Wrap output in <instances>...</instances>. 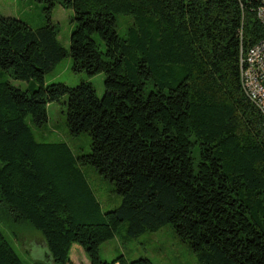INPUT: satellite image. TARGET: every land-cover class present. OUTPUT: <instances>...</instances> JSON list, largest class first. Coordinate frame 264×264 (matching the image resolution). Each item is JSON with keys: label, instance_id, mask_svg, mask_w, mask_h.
<instances>
[{"label": "trees", "instance_id": "1", "mask_svg": "<svg viewBox=\"0 0 264 264\" xmlns=\"http://www.w3.org/2000/svg\"><path fill=\"white\" fill-rule=\"evenodd\" d=\"M47 22L32 27L0 12V200L13 219L41 231L51 262L72 264L79 244L90 264L122 222L135 237L172 224L200 264H264V115L246 97L240 56L263 36V0H37ZM73 9L70 50L51 13ZM131 15L125 36L117 15ZM93 83L45 84L67 55ZM2 72V70H0ZM67 95L71 134L91 150L40 142L48 105ZM93 165L122 199L103 211L81 165ZM0 264H25L0 227ZM129 264H154L139 257Z\"/></svg>", "mask_w": 264, "mask_h": 264}, {"label": "rangeland", "instance_id": "2", "mask_svg": "<svg viewBox=\"0 0 264 264\" xmlns=\"http://www.w3.org/2000/svg\"><path fill=\"white\" fill-rule=\"evenodd\" d=\"M0 12L4 16L22 19L34 28L47 22L43 4L37 0H0ZM51 19L57 26L60 42L70 50L71 33L75 26L73 9L57 3L52 10ZM132 21L131 15H117V31L120 35L125 36ZM72 66L73 59L68 54L45 74V84L60 81L75 86L82 80H89L93 83L98 96L104 95L105 73L90 76L84 71L75 72ZM0 70H2L0 77L8 78L13 85L23 90L29 88L30 81L16 79L3 69ZM66 100L67 95H64L48 105V120L43 125H35L31 116L27 117V122L40 142H66L75 155L89 152L90 134L82 132L73 135L68 129ZM81 169L104 212L120 204L122 197L113 191V184L109 179L103 177L93 165H81ZM127 224L126 221L122 222L115 236L100 245V255L103 259L113 261L122 257L126 260V264H129L139 257H148L154 264H200L188 242L177 236L172 224H165L156 231H145L135 237L127 235ZM0 227L25 264L52 261L42 232L25 221L13 219L1 200ZM71 260L72 264H90L85 250L76 243L71 250Z\"/></svg>", "mask_w": 264, "mask_h": 264}, {"label": "built area", "instance_id": "3", "mask_svg": "<svg viewBox=\"0 0 264 264\" xmlns=\"http://www.w3.org/2000/svg\"><path fill=\"white\" fill-rule=\"evenodd\" d=\"M256 15L264 28V1ZM240 82L246 97L264 115V33L262 38L240 56Z\"/></svg>", "mask_w": 264, "mask_h": 264}, {"label": "water", "instance_id": "4", "mask_svg": "<svg viewBox=\"0 0 264 264\" xmlns=\"http://www.w3.org/2000/svg\"><path fill=\"white\" fill-rule=\"evenodd\" d=\"M264 1V0H263Z\"/></svg>", "mask_w": 264, "mask_h": 264}]
</instances>
